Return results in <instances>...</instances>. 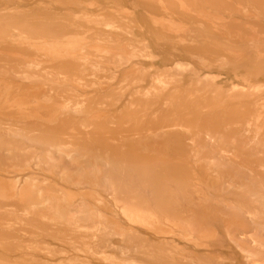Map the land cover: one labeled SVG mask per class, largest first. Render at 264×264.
Here are the masks:
<instances>
[{
  "label": "rangeland",
  "instance_id": "obj_1",
  "mask_svg": "<svg viewBox=\"0 0 264 264\" xmlns=\"http://www.w3.org/2000/svg\"><path fill=\"white\" fill-rule=\"evenodd\" d=\"M263 224L264 0H0V264H264Z\"/></svg>",
  "mask_w": 264,
  "mask_h": 264
},
{
  "label": "bare ground",
  "instance_id": "obj_2",
  "mask_svg": "<svg viewBox=\"0 0 264 264\" xmlns=\"http://www.w3.org/2000/svg\"><path fill=\"white\" fill-rule=\"evenodd\" d=\"M23 199H24V198H23ZM261 224H262V223H261ZM261 224H260V225H261ZM258 225H259V224H258ZM260 225H259V226H260ZM263 225H264V224H263ZM263 228H264V226H263Z\"/></svg>",
  "mask_w": 264,
  "mask_h": 264
}]
</instances>
